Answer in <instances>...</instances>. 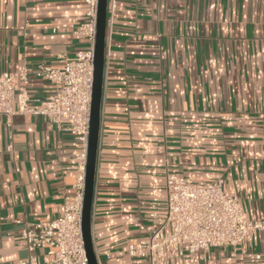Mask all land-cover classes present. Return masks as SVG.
I'll return each mask as SVG.
<instances>
[{"label": "crops", "instance_id": "obj_1", "mask_svg": "<svg viewBox=\"0 0 264 264\" xmlns=\"http://www.w3.org/2000/svg\"><path fill=\"white\" fill-rule=\"evenodd\" d=\"M85 9L82 0H0V73L26 72L29 106L54 91L37 66L87 48L58 29L83 22ZM106 32L91 213L99 264H148L117 252L165 211L168 174L222 179L245 218L264 219V0H115ZM80 150L43 115H0V264L27 258L18 220L62 214ZM163 264H264V231Z\"/></svg>", "mask_w": 264, "mask_h": 264}, {"label": "built area", "instance_id": "obj_2", "mask_svg": "<svg viewBox=\"0 0 264 264\" xmlns=\"http://www.w3.org/2000/svg\"><path fill=\"white\" fill-rule=\"evenodd\" d=\"M82 2L86 8L85 20L78 24L63 23L58 29L82 35L87 48L72 57L61 56L63 63L59 67L39 64L36 68L35 75L52 84L54 91L50 96L37 106H29L26 72L0 73V115L7 118L25 112L43 115L81 144V150L75 155L74 192L64 196L62 214L47 221H17L28 255L15 264H88L82 235V208L98 0ZM114 2L108 0L110 23ZM165 189V211L150 214L155 226L138 241L128 243L118 254L146 258L148 264H163L167 257L238 245L255 232L264 231V219L245 218L238 196L223 190L222 179L192 184L182 176L168 174ZM41 248H46L42 259L35 253Z\"/></svg>", "mask_w": 264, "mask_h": 264}, {"label": "water", "instance_id": "obj_3", "mask_svg": "<svg viewBox=\"0 0 264 264\" xmlns=\"http://www.w3.org/2000/svg\"><path fill=\"white\" fill-rule=\"evenodd\" d=\"M108 0H98L96 38L94 45V70L91 93L89 136L85 168V189L82 208V235L88 264H99L92 241L91 213L95 187L97 151L99 143L101 99L105 66Z\"/></svg>", "mask_w": 264, "mask_h": 264}]
</instances>
